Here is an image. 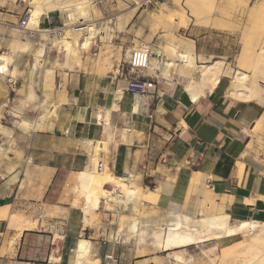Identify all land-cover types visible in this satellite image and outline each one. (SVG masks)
I'll return each mask as SVG.
<instances>
[{
    "label": "crops",
    "instance_id": "1",
    "mask_svg": "<svg viewBox=\"0 0 264 264\" xmlns=\"http://www.w3.org/2000/svg\"><path fill=\"white\" fill-rule=\"evenodd\" d=\"M51 16L56 18L57 14ZM0 26L8 24L0 22ZM22 36L18 42H31L25 33ZM2 39L7 45L12 42ZM97 49V45H91L84 53L82 69L63 67L56 72L53 86L46 91L57 110L51 127L23 135L27 141H20L16 149L20 157L14 152H8V160L0 156V264H77L83 237L90 242L92 264H164L157 254L136 256L127 245L96 238V233L84 226L82 210L66 202L71 174L79 171L74 193L79 189L83 196L86 187L79 182L78 174L93 171L86 170L89 155L95 152L88 140L105 144L104 150H99L100 157L91 155L90 168L95 166L96 170L110 145L106 157L110 174H136L143 184H151L145 187L160 193L153 208L178 214L169 224L178 222L179 228L188 224L199 233L221 229L215 226V217L214 221L213 217H202L190 225V218H198L210 208L205 202L214 194V201L226 209L231 222L264 224V99L248 102L228 97L231 82L226 85L223 77L212 94L194 102L184 84L160 82L143 74L153 87L145 96L134 97L126 93L124 62H118L115 54L107 62L111 68L106 64L105 70L95 62ZM14 54L16 62L6 79L13 80L17 91L35 87L39 74L28 63V54ZM60 55L59 61L63 60ZM156 59L154 72L161 69L160 59ZM35 67L41 70L38 86L44 105L45 73L36 63ZM58 77L65 83L62 90L57 87ZM7 93L0 83V104ZM114 104L119 108L107 116ZM24 122L32 124L28 118ZM5 138L0 133V140ZM1 149L8 148L2 145ZM15 216L26 218L35 228L18 237ZM138 226L131 222L127 228L133 238L143 232ZM165 229L168 233L161 243L163 250L183 249L180 244L188 239L182 236L186 233L178 231V226L176 230ZM8 230L10 237L17 235V242L4 247L3 236Z\"/></svg>",
    "mask_w": 264,
    "mask_h": 264
},
{
    "label": "rangeland",
    "instance_id": "2",
    "mask_svg": "<svg viewBox=\"0 0 264 264\" xmlns=\"http://www.w3.org/2000/svg\"><path fill=\"white\" fill-rule=\"evenodd\" d=\"M90 1V9L92 14L91 17L95 23H109V20H114V18L121 15L120 19H118L119 21H116L114 33L112 31V24H108L105 38L104 34L99 32L98 37H101L103 41H100L99 39L96 43L98 46L97 53L101 51V48L108 49V47L111 46L108 42V39L112 33L114 35L113 44L115 46L107 52L113 57L118 52V56L115 57L118 62L128 61L129 58L126 56L131 55V52L129 53V51H131L132 47L139 49V47L141 48L145 46L151 50L153 49L157 54H161L163 46H166L165 51L169 52L166 54L169 55L168 58L170 59V65L163 66L160 69V71L166 73L165 76L160 71L151 72L148 69L143 70L142 74L152 78L155 77L160 82H180L184 84V86H187L189 84L188 74H185L186 72L182 73L184 72L182 71L184 68L181 66L179 58L176 57L172 50L167 46L172 42H174L173 44L175 45H180L182 43L186 44L189 40H192L197 42L196 45H194L195 47H192V50L197 57V64L212 65L216 61L224 62L226 85L230 84L231 77L236 73V71L248 73L249 77L255 79L254 90L256 91L257 95L261 99H264V74L261 72L254 73L250 68L247 67L246 64H242V62L249 61L247 59L248 55L246 56L245 54V49L257 46L260 41L261 34L264 32V19L262 14H259L254 8L256 6L255 3H261L262 0H249L248 3H244V5L240 0H218L219 4L217 8H219H215L212 13L207 14L208 17H204L203 21H198L192 16V4H190L188 0H168L169 5L156 10L139 9L136 6V2L138 0H104L103 4L98 6H96L92 0ZM27 6L28 4L23 3L21 0H0V20H3L0 22H5L8 24V26H0V54L15 56L14 51L11 48L13 43L17 48L20 49H24L28 43H32L31 47L33 48L31 52L26 55V57L28 59V63L31 64L39 74L38 82L35 87H25V89L20 91L13 89V86H16L13 80L8 81L7 79L0 78V83L5 85V88L8 92L4 98V103L0 104V133L4 134L6 137L4 141L0 140V156L1 159L5 158L6 160L9 159L8 152H14L16 156L20 157V154H18L16 149H18L20 146V141H27L23 135L27 136L33 131L47 130V128L41 130V128L38 126V120L40 119L42 113V102L44 100L42 98L43 94L38 86V83L41 79V70L39 67H35L36 55H38L39 50H44L43 41L38 44L40 41L39 36L34 37L33 35H30L31 33H34L33 31L20 30L18 28L20 17ZM172 11H174V13L175 11L178 13V15L173 17L172 20H165L164 23L161 24L151 22L150 18L160 17L162 15H164V19H167V15L171 14ZM213 17H219V19L212 20L214 19ZM187 24H189L188 29L185 28ZM174 25L179 26V28H176ZM23 33H25L31 42H18V40L23 39ZM85 36L86 34H83L81 37ZM2 37H4V39H11L12 42L7 45L6 41H4ZM246 37L248 39H246ZM61 55H63V60L60 58V62L63 63L66 57V52H62ZM61 55L60 57H62ZM51 57L59 59L58 54L55 53V51L53 54H51ZM156 60V58L151 57V67H154L153 63H155ZM15 62L16 59H13V62L10 64V66H13ZM244 66L246 67L244 68ZM226 73L229 74L226 75ZM184 74L187 75L188 78L185 77ZM59 78L60 77L57 79V87ZM46 97V102L51 100L49 95ZM54 106H56V104ZM56 115L57 110L54 116ZM24 118L30 119L32 121V125L30 126L29 124L25 123ZM2 145L8 149L6 151H2ZM109 148L110 145H107L103 157L104 169L108 174H110V171H108L107 168L108 162L106 157L107 154H109ZM92 158L93 156H91L90 153L89 168L86 170L93 169V171H95V166L94 168H90V161ZM77 173L71 174L68 187L65 189L67 198L66 202H68L71 206L79 207L82 210L81 204L83 202L81 201H83V196L79 194L78 196L74 193V179ZM0 174H2L1 171ZM132 175L133 176L116 175V177H132L136 179L134 182L135 186L143 188H147L145 186L151 187V184L149 183L143 184L142 179L140 180L138 175ZM91 176L96 177V174H91ZM113 189L114 188L112 186H107V190L112 191ZM151 191L155 192L154 190ZM157 203L158 201L152 202V204L151 202H143L137 209L136 216L125 217V219L118 214V212L114 209L115 206L113 207V204L108 206L106 205L103 208L100 203L97 204V202H95L93 205L95 208L94 212L98 213V215L94 214V216L90 217L89 222H85L84 218V226L86 228L92 229V231L96 233V238L98 239L119 242L129 246V248L133 250L132 253H134L136 256L157 254L161 257V260H164V264H177L178 262L182 264H233L236 259H239L240 262H244L245 259L247 261L253 259V257L243 255L242 250H236L239 252L226 257L227 254L217 247L219 243V237L222 236L225 230L216 229L211 232L207 231L206 233H199L198 230H193V228L188 226V224L181 225L184 226L185 229L180 228L179 230L180 232H185L186 235L187 232L192 234L191 236L182 235L188 238L185 241H182L180 244L182 246L184 242V245L182 246L183 249L172 251H166L165 249L163 250L161 243L168 233L165 228L166 226L168 228H175L174 226H171L168 221L173 215L178 214H165L156 211L153 206L157 205ZM8 210L10 212L11 208H8ZM214 212L215 211L213 209L208 208L204 210L201 213V216L198 218L189 217L191 219L190 225L197 224V219L202 217L209 216L214 218ZM28 219L36 222L37 224L36 220L31 218ZM131 222H138V224L140 223L141 225L156 226L157 228H149L142 232V234L140 233L137 238H133L127 232V228ZM235 223L238 222L232 221V226H235ZM117 225L121 226V230L123 231L116 233L115 228ZM260 225L264 226V224ZM202 230H206V228H203L202 226ZM84 238L85 237H83V239ZM16 240L17 235L10 237L8 230L3 236L4 247L8 245L10 246L9 242L11 243V241H14L16 244ZM174 255L175 259L173 257ZM184 256L188 259H186Z\"/></svg>",
    "mask_w": 264,
    "mask_h": 264
},
{
    "label": "bare ground",
    "instance_id": "3",
    "mask_svg": "<svg viewBox=\"0 0 264 264\" xmlns=\"http://www.w3.org/2000/svg\"><path fill=\"white\" fill-rule=\"evenodd\" d=\"M188 1L190 2V4H192L191 14L198 21L199 20L203 21L204 17H208L207 14L212 13L215 8L216 9L219 8V7L217 8L219 4L218 0H202V1L188 0ZM240 1L244 5V3L247 4L249 0H240ZM22 2L28 4V7L31 10L30 12L31 17L27 23L26 31H33V32L40 31L41 34L39 36V40L42 41L44 40L49 41L48 35L42 29L45 18L51 12L61 11L63 15H65L66 13H70L71 18L74 17V15H77L79 18L84 19L85 21L90 23L91 29L89 30V33H87L85 37H81L83 34L80 31L73 30L68 32L62 38L52 39L51 49L47 48L43 42L44 50H39V53L38 55H36L35 60H36V64L39 65L44 70L45 73L44 74L45 85L43 88H45L44 93L46 94V96H48V93L46 92L47 89L53 86L56 72L59 69H62L63 67L67 69L75 70L76 69L75 67L79 66L80 69H82L81 68L83 64L82 56L85 52L88 51L91 45H96L99 38L98 37L99 32H102L105 38L106 28L108 24H112V31L114 33L116 28V21L120 19L121 16L120 15L114 18V20L109 21V23H105V24L95 23L91 17L92 14L90 9L91 7L90 0H22ZM255 4H256V6L254 7L255 11H257L259 14H262V17L264 19V0H262L261 3H255ZM177 15L178 13H176V11L175 13L174 11H172L171 14L167 15V19H164L165 18L164 15L156 18L153 16L154 18H150V19L152 23L161 24L164 23L165 20L167 21L172 20V18ZM213 18L214 19L212 20L219 19V17H213ZM174 26L176 28H179V26L177 25ZM185 28L188 29L189 24H187ZM113 33L109 36L108 39V42L111 46L108 47V49L106 50L99 51L95 59V62L98 65L102 64V66H105L104 67L105 70H106V64L109 68H111L112 66V64L108 65L107 63L112 60L111 59L112 55L109 54L107 51L115 46L113 44V38H114ZM246 39L248 38L246 37ZM173 43L174 42L168 44L167 47H169L172 50L173 54L179 58L180 64L184 68V70H182L184 72L182 73L186 72L185 74H188L189 77V84L187 86H184L185 92L191 97V99L194 102H196L203 96L212 94L219 86L223 77H225L224 62L216 61L212 65H199L196 62L197 57L195 56L192 50V47L195 45L194 41L189 40L186 44L182 43L180 45L177 44L175 45ZM31 44L32 43H28L24 49H20L17 48L13 43L11 45V48L13 49L14 52H16V54L17 53L28 54L31 52L33 48L31 47ZM165 48L166 46H163V49L161 48L162 49L161 54H157L156 51L150 49L151 55H150L149 64L147 65L146 69H148L151 72L154 71V68L151 67L150 65L151 57L160 59L159 62L160 67L170 65V59L168 58L169 55L166 54L169 52L168 51L166 52ZM134 50H138V49L132 47L129 53L130 52L132 53V51ZM54 51L57 54L66 52V57L63 63L60 62L58 58L51 57V54H53ZM245 54L246 56L248 55L247 59L249 61L242 62V64L244 65L246 64L247 67L250 68L254 73L261 72L262 74H264V32L261 34L260 41L257 44V46L253 48L250 47L246 48ZM117 56H118V52H117ZM126 57L129 58L130 56L128 55ZM14 58L15 56L13 57V56L0 54V77L6 79V77L11 76L10 64L13 62ZM245 67L246 66H244V68ZM185 74L184 76L187 77V75ZM228 74L229 73H226V75ZM254 81L255 79L249 77L248 73L242 71H236V73L231 77L230 80L231 85L227 91V96L230 98L240 99L248 102L261 99L254 90V86H255ZM54 105H55L54 100H50L43 105V108L41 107L42 109L41 119L38 121L40 124L39 127L42 130L43 128L44 129L50 128L52 125V119L55 117L54 114L56 113V110H54L55 109ZM117 108H119L118 105L114 104V106L110 110H108L107 116H109L113 110L114 111L117 110ZM100 117L102 116L100 115ZM86 142H88V144L92 146V148L95 151L94 154L91 153V155L97 158L100 157L98 154L99 150H104L105 144L98 141L95 142L92 140H88ZM91 174H96V177H92ZM78 180L81 184L85 185L86 187L85 193L83 194V201H81L83 202L81 204L82 205L81 207L85 215L84 217L85 222H89L90 217L94 216V214L98 215V213L94 212L95 208L93 205L95 202H97V204L100 203V205H102L103 208H104V204L107 206L113 204V207L115 206L114 209L118 212V214L122 218H125V217L136 216L137 214L136 211L143 202H151L152 204V202L158 201L159 199V194H160L159 192H152L149 188L135 186L134 178H119L113 174H106L103 169V161L97 162V168L95 171L79 173ZM107 186L108 187L112 186L114 189L112 191L107 190ZM78 194L80 195L79 189L77 190V195ZM213 198L212 197L207 198L205 203H207L209 207L215 211L214 212L215 226L217 228H221L225 230L222 236L219 237L218 240L219 243L218 246L217 245L216 246L227 254L226 257L239 252L236 250H242L243 255L253 257L252 260L247 261L245 259L244 262L242 261L240 262L239 259H236V261L233 264H264V226H261L255 222L253 223L250 220H242L239 221L238 223H235L236 224L235 226H232L230 214L226 211L224 207H219L218 206L219 204L217 205ZM13 222L20 229L18 237H20L25 230H31L35 228V226L30 223L31 221L29 222V220L23 218L22 216L20 218L16 216L13 217ZM175 223H170V225L174 226L175 228H177L178 226L177 230L179 231L180 228L179 225H177L178 222L176 224ZM136 224H138V222ZM138 227L140 231L143 232L149 228H153V229L157 228L156 226L141 225L140 223ZM115 231L117 233L121 232L122 231L121 226L117 225ZM78 248L79 249H78L77 264H92L90 258V242L86 239H81Z\"/></svg>",
    "mask_w": 264,
    "mask_h": 264
},
{
    "label": "built area",
    "instance_id": "4",
    "mask_svg": "<svg viewBox=\"0 0 264 264\" xmlns=\"http://www.w3.org/2000/svg\"><path fill=\"white\" fill-rule=\"evenodd\" d=\"M22 1V0H21ZM92 2L98 6L103 4L104 0H92ZM169 5L168 0H138L136 6L139 9H160ZM31 10L27 6L20 17L19 28L26 30L27 23L31 17ZM52 13H56L57 16L54 18L51 16ZM114 17V16H113ZM76 19V20H75ZM112 20V19H111ZM110 21V20H109ZM44 28L42 29L49 37L48 40H44V44L47 48L51 47V40L54 38H62L68 32L73 30H78L83 34L89 33L91 29L90 23L84 19L79 18L77 15L71 18L70 13L63 15L60 11L51 12L45 18V23L43 24ZM41 32L37 31L31 33L34 37L40 36ZM151 55V50L148 47L139 48L138 50L132 51L128 61L124 62V71L123 78L126 80V93L134 97H143L145 96L150 89H152L153 84L146 81L142 77V72L147 68L149 64ZM64 87V82L61 78L58 80V90H62ZM68 133V132H67ZM104 206H106L104 204Z\"/></svg>",
    "mask_w": 264,
    "mask_h": 264
}]
</instances>
